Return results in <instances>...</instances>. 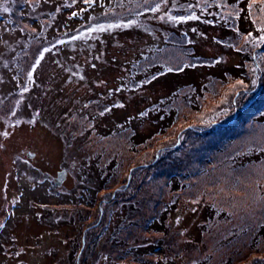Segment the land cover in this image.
Masks as SVG:
<instances>
[{
    "label": "rangeland",
    "instance_id": "obj_1",
    "mask_svg": "<svg viewBox=\"0 0 264 264\" xmlns=\"http://www.w3.org/2000/svg\"><path fill=\"white\" fill-rule=\"evenodd\" d=\"M55 3V0H44L36 11L32 10L28 14L30 17L27 16L32 22L26 29L30 28L31 32L33 29L40 30L41 19L49 15V9ZM112 3V0H94L83 5L84 9L76 7V11L70 8L63 11L54 29H75L86 23L90 26L78 29L76 34L82 30L78 37L68 38L56 48L46 51L35 70L28 71L26 77H22L19 67L14 65L20 55L18 52L26 46V42L11 29L14 16L0 18V220L4 221V231L0 232V264H73L74 255L68 251L73 249V244L81 236L85 242L88 234L85 238L83 229L87 230L103 213L101 205L96 212L94 206L86 203L77 206V202H70L72 196L79 192V185L84 186L77 178V170H86L81 164L77 165L76 145L85 140L83 136L87 133L82 131L89 124L103 134L119 125H131L136 132L134 142L140 144L141 140L161 128L151 120V115L141 117V109L162 97H171L181 85L201 86L210 77L225 78L227 74L247 80L246 57L223 41L234 31L216 21L210 22L208 16L201 14L196 15L199 19L195 20L170 19L167 25L186 33L198 55H215L217 62L192 66L179 72L159 73L148 82L130 87L125 77L127 68L149 46L163 42L160 30L164 24L160 27L162 20L148 14L133 23L122 22L109 27L115 25V14L120 18L127 15L114 10ZM185 14L183 9L178 8L173 16ZM152 27L158 30H149ZM23 54L26 57L20 63L21 68L25 60L29 61L27 53ZM24 80L27 84L19 97L13 102H10L12 98L5 99ZM232 85L228 83L226 86ZM8 105L10 112L4 109ZM262 116L264 118V113ZM153 117L158 119L155 114ZM91 136L88 143L92 144L97 137ZM222 137L223 134H220L218 139ZM29 151L33 152L31 156L27 155ZM140 153L139 149L132 151L127 145L119 153L120 167L131 165L123 173L127 171L128 178L135 164L132 161L140 159ZM256 165L258 170L251 172L262 183L264 160ZM62 171L64 173L60 174ZM89 171L92 176L95 175L91 168ZM36 173L41 175L38 177ZM232 174L234 179L231 183L224 177L220 185H229L233 192L242 190V174ZM139 178L136 174L132 180H136L133 184L141 188L142 184L137 182ZM161 181L163 185L165 180ZM188 181L190 186L187 181L179 182L176 176L169 178L168 193H177V199L168 201L172 198L164 195V202L157 204L158 212L151 215H154L152 219L148 207L153 206L154 201L149 200L148 190H135L132 197L135 202L139 201L138 204L127 202L105 208L101 224H106L108 231L119 229L118 234H126L121 239L130 246H124V250L129 249L130 252L118 256V251L113 253L103 240L98 243L90 241L89 235L88 250L81 257V264H87L88 258L96 260L95 264H206L207 257L211 264H221L226 253L235 255L232 264H264V233L261 236L256 226L242 225L235 234L224 235L228 220L218 219L216 213L212 216L213 210L208 205L209 201L216 200L215 192L208 194V190L204 189L194 192L196 187L191 185L196 180ZM6 183L16 192L18 189L22 191L19 201L16 192L14 197L11 194L4 200L2 190ZM52 183L55 186L51 189ZM261 190L264 192L263 183ZM187 193L195 194V198L190 199ZM30 200L35 201L29 204ZM39 202L55 211L58 217L55 225L48 227L33 216L36 205H41ZM259 203L264 211V201ZM4 204L8 205L10 212L6 220L2 214ZM165 205H168L167 209ZM101 224H94L98 226L92 231H100ZM126 225L128 227L124 228ZM235 235L237 238L228 243ZM11 236L15 239L14 243ZM219 238H222L220 241L226 239V243L222 248L215 249ZM155 242L159 246L154 249L151 243Z\"/></svg>",
    "mask_w": 264,
    "mask_h": 264
},
{
    "label": "trees",
    "instance_id": "obj_2",
    "mask_svg": "<svg viewBox=\"0 0 264 264\" xmlns=\"http://www.w3.org/2000/svg\"><path fill=\"white\" fill-rule=\"evenodd\" d=\"M43 1L0 0V18L8 19L10 16H14L10 23L11 29L17 33L18 37H21L24 43L26 42V46H23L24 49L22 47L18 52L20 55L14 62V65L19 67L18 72L22 77H26L28 71L35 70L36 64L46 51L56 48V45L66 42L68 38L78 37L82 30L90 26L89 23H86L75 29L67 28L60 31L54 29L55 22L63 11L67 8L72 11L84 9L83 5L88 3L86 0H55L56 3L49 9V15L41 19L40 30L33 29L31 32L30 28L26 29L32 22L27 16L30 17L28 14L34 9L36 11ZM173 1L112 0L114 10L120 11L121 14L124 12L127 14L122 18L115 14V18H113L115 26L116 23H133L134 20L138 21L148 14L162 20L160 27L164 24L160 30L163 34V42L149 46L127 68L125 77L128 78V85L135 88L139 83L148 82L159 73L170 72L169 69L172 72H179L192 66L213 65L217 62L218 57L215 55H198L194 50L192 40L186 33L167 25V21L170 22L169 17L173 16L178 8L184 10L185 16L193 13L195 15L204 14L208 16L210 22L216 21L234 31L223 41L246 57L247 80L244 81L241 77L235 78L231 74H227L225 78L210 77L204 80L201 86L181 85L182 87L171 97H162L159 101L141 109L139 113L141 117L151 115V120L157 122L161 128L159 127V130L141 140L140 144L134 142L135 128L128 124L119 125L105 134L100 133L97 128L95 130L94 126L90 127V124L82 131L87 135L83 136L85 139L83 143L76 145L77 157H79L77 165L81 164L86 172L81 169L77 170V178L82 181L84 186L79 185V192L72 196L70 202H77V206L80 203L94 206L96 212L99 211L98 205H101L103 212L101 218L96 217L95 222L89 225L87 230L83 229L82 233L84 232L85 238L87 234L88 237L91 235L90 241L93 243L103 240L105 246H108L113 253L118 251V256L122 253H129V249L124 250V246H130L121 239L126 234H118L119 229L114 232L108 231L106 224H101L104 222L102 221L104 209L113 205L121 206L127 202L138 204L139 201L135 202L134 196L132 197L135 190L138 189L140 192L148 190L149 200L154 201V205L148 207L151 216L158 212L157 204L164 202V195L172 198L168 201L177 199V193H168L167 182L171 176H176L179 182L187 181L186 184L189 186L191 182L189 183L188 180H196L195 184L191 185L196 187L194 192L199 189L208 190V194H211L212 191L215 192L216 200L209 201L208 205L213 210L212 216L216 213L218 219L228 220L224 235L229 236L232 232L235 234L237 228L242 225L245 227L256 226L257 232L261 233V236L264 233V211L263 207L259 205V201H264V192L261 190L264 180L262 177V183H260L258 180L260 178L251 172L258 170L256 163L260 164L264 160V118L262 116L264 113V43L259 41V37L264 35V31H262L264 29V12L260 10L264 7V3L262 0ZM156 4H159L160 7L156 11H152L151 9ZM249 4H252L251 9L248 7ZM76 7L77 9H75ZM5 8L9 10L4 11ZM81 28L82 30L76 34V31ZM149 30L156 31L158 29L152 27ZM23 53H27L29 61L25 60L23 68H21L20 63L26 57ZM253 69H255V73H253ZM253 80H255V84H253ZM237 81H243L244 86L237 84ZM228 83L233 85L227 87ZM26 84L27 81L24 80L20 86L14 88L13 92H9L11 96H6L5 99L12 98L10 102H13L14 98L19 97L18 94L24 90ZM4 109L6 112H10L9 105ZM153 114L157 115V120H154ZM176 126L178 127L175 129ZM220 134H223V137L218 139ZM91 135L97 137L92 144L88 143L92 139ZM168 135H170L169 138ZM126 145L132 151L133 149L141 151L140 159L132 161L135 164L132 165L133 170L129 178L127 171L125 174L123 173L131 165L126 167L125 164L124 168L120 167L119 153ZM122 154L124 155L125 152L123 151ZM124 159L125 163L126 155H124ZM247 159L248 161H246ZM89 168L94 171V176L91 175ZM232 172L242 174L240 185L243 188L240 191H230L229 185L222 186L219 183L224 177L225 181L229 180L231 183L234 179ZM136 174L140 176L137 182L142 184H140L141 188L139 185L133 184L136 180L132 179L136 177ZM36 175L39 177L41 173H36ZM163 179L165 182L162 185L161 180ZM115 181L118 182L115 183ZM52 186L54 187L55 184L52 183L50 188ZM159 190L160 192H158ZM9 191H11L10 194ZM15 192V189L6 183L2 190L4 200L6 201L11 194H13L11 197H14ZM16 194V199L19 201L23 193L18 189ZM194 195L187 193V197L190 199H194ZM34 201L30 200L29 204ZM40 204H35L36 209L33 216L48 227L55 225L58 221L55 211L46 208L42 202ZM165 206L167 209L168 205ZM2 208V214L6 220L10 213L8 205L4 204ZM78 210L80 212V209ZM96 223L101 224L98 232H96L97 230L92 231L95 226H98H93ZM3 224L4 221L1 219L0 232L4 231ZM126 227L128 225L124 228ZM88 237L84 242L81 236L79 240H76L77 243L73 244V249L68 251L74 255L72 256L73 264H81L83 261L81 257L88 250ZM236 238L237 235L233 236L228 243ZM10 239L14 243L15 239L12 236ZM221 239L219 238L218 243L217 239L213 243L214 245L217 243L215 249L222 248L226 243V239L220 241ZM151 244L154 245V249L159 246L156 242ZM117 246L121 248L118 249ZM225 255L227 256L223 258L221 264L234 263L235 255L228 253ZM207 258L206 264H211L208 262L209 257ZM95 262L96 260L88 258L87 264H95Z\"/></svg>",
    "mask_w": 264,
    "mask_h": 264
},
{
    "label": "snow or ice",
    "instance_id": "obj_3",
    "mask_svg": "<svg viewBox=\"0 0 264 264\" xmlns=\"http://www.w3.org/2000/svg\"><path fill=\"white\" fill-rule=\"evenodd\" d=\"M86 2L91 3L92 0H86ZM146 2H147V0H146ZM262 3H264V0H262ZM159 7H160V5H159V4H156V6H155L154 8H152L151 10H152V11H156ZM248 7H249V9H251V8H252V4H249ZM8 10H9V9H7V8L4 9V11H8ZM260 10H261L262 12H264V7H262ZM73 15H76V13H73ZM169 19H172V20H181V21H182V20H185V19L195 20V19H199V17L196 16V15L193 13V14L188 15V16H179V17L171 16V17H169ZM114 26H115V25H109V27H114ZM98 27H100L101 29L103 28L102 25H99ZM262 31H264V29H262ZM249 35H251V34H249ZM259 41H260L261 43H264V35H261V36L259 37ZM169 71H171V69H169ZM252 71H253V73H255V69H253ZM237 84H240L241 86H244V85H243V81H237ZM253 84H255V80H253ZM5 135H7V133H5Z\"/></svg>",
    "mask_w": 264,
    "mask_h": 264
},
{
    "label": "water",
    "instance_id": "obj_4",
    "mask_svg": "<svg viewBox=\"0 0 264 264\" xmlns=\"http://www.w3.org/2000/svg\"><path fill=\"white\" fill-rule=\"evenodd\" d=\"M32 153H33V152L29 151V152H27V155H30V156H31V155H32ZM62 173H64V171L60 172V174H62ZM60 174L58 175V179H60V178H61V175H60Z\"/></svg>",
    "mask_w": 264,
    "mask_h": 264
}]
</instances>
